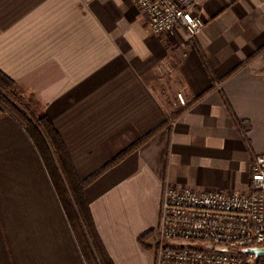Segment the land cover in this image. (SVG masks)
<instances>
[{"label": "crops", "instance_id": "obj_1", "mask_svg": "<svg viewBox=\"0 0 264 264\" xmlns=\"http://www.w3.org/2000/svg\"><path fill=\"white\" fill-rule=\"evenodd\" d=\"M198 14L191 41L154 34L133 0H0V70L81 180L181 110L86 190L114 264H155L167 186L248 192L264 156V0H207ZM0 264H86L36 146L1 110Z\"/></svg>", "mask_w": 264, "mask_h": 264}, {"label": "built area", "instance_id": "obj_2", "mask_svg": "<svg viewBox=\"0 0 264 264\" xmlns=\"http://www.w3.org/2000/svg\"><path fill=\"white\" fill-rule=\"evenodd\" d=\"M133 1L156 35L183 31L195 41L203 32L198 11L207 0ZM153 239L155 264H255L242 250L264 248V156L252 161L248 192L167 186Z\"/></svg>", "mask_w": 264, "mask_h": 264}, {"label": "trees", "instance_id": "obj_3", "mask_svg": "<svg viewBox=\"0 0 264 264\" xmlns=\"http://www.w3.org/2000/svg\"><path fill=\"white\" fill-rule=\"evenodd\" d=\"M16 88V82L0 70V110L18 120L36 146L85 263L114 264L98 234L86 197V190L103 173L118 165L126 156L143 147L163 131L169 123L176 121L177 116H172L162 126L135 142L101 171L86 180H81L65 144L51 120L46 116L37 117L25 107L16 96ZM239 127L243 129L242 124ZM152 234L153 232H150L140 238V243L146 249H152V246L147 242ZM256 264H264V258L257 260Z\"/></svg>", "mask_w": 264, "mask_h": 264}, {"label": "water", "instance_id": "obj_4", "mask_svg": "<svg viewBox=\"0 0 264 264\" xmlns=\"http://www.w3.org/2000/svg\"><path fill=\"white\" fill-rule=\"evenodd\" d=\"M222 251H225L227 252L228 249H221ZM243 253L245 254H252L254 255V258H255V261L261 259V258H264V248H247V249H244L242 250Z\"/></svg>", "mask_w": 264, "mask_h": 264}, {"label": "rangeland", "instance_id": "obj_5", "mask_svg": "<svg viewBox=\"0 0 264 264\" xmlns=\"http://www.w3.org/2000/svg\"><path fill=\"white\" fill-rule=\"evenodd\" d=\"M176 98H178L177 97V94H176V96H175ZM174 111V112H173ZM173 111H170L171 112V114H170V116L172 117V116H174V115H176L177 113H178V115L181 113V110H174L173 109ZM154 235V234H153ZM256 264V263H255Z\"/></svg>", "mask_w": 264, "mask_h": 264}]
</instances>
